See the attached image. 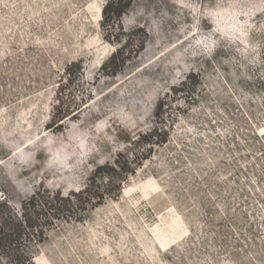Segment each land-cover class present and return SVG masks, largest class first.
Listing matches in <instances>:
<instances>
[{"label":"rangeland","instance_id":"374dc122","mask_svg":"<svg viewBox=\"0 0 264 264\" xmlns=\"http://www.w3.org/2000/svg\"><path fill=\"white\" fill-rule=\"evenodd\" d=\"M106 2L0 0V200L102 196L37 264H264V0Z\"/></svg>","mask_w":264,"mask_h":264},{"label":"trees","instance_id":"16d2710c","mask_svg":"<svg viewBox=\"0 0 264 264\" xmlns=\"http://www.w3.org/2000/svg\"><path fill=\"white\" fill-rule=\"evenodd\" d=\"M134 1L107 0L101 13L102 27L107 28L108 36L110 22L120 20ZM111 57L113 58L114 54ZM106 66L107 63H104L103 68ZM64 119L65 117L55 122L54 127L58 128L64 124ZM105 170L104 165L98 167L94 177ZM90 189L91 186L88 185L78 193L71 192L68 197L62 196L60 192L39 190L29 199L22 200L19 209L12 208L6 199L0 200V264H36V247L46 240L47 228L53 226L55 219H60L69 211L67 204L74 197L79 198L82 211L87 210L86 207L93 203V199L99 197V202L102 200L100 194H95ZM3 193L6 194L4 191Z\"/></svg>","mask_w":264,"mask_h":264},{"label":"bare ground","instance_id":"6f19581e","mask_svg":"<svg viewBox=\"0 0 264 264\" xmlns=\"http://www.w3.org/2000/svg\"><path fill=\"white\" fill-rule=\"evenodd\" d=\"M36 264H37V260H35Z\"/></svg>","mask_w":264,"mask_h":264}]
</instances>
